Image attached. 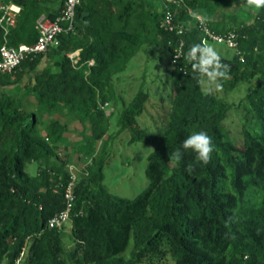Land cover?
<instances>
[{
    "label": "trees",
    "instance_id": "16d2710c",
    "mask_svg": "<svg viewBox=\"0 0 264 264\" xmlns=\"http://www.w3.org/2000/svg\"><path fill=\"white\" fill-rule=\"evenodd\" d=\"M6 1L23 7L7 37L11 46L36 42L37 21L43 15L55 19L59 12L58 0ZM242 1L166 6L157 0H86L58 46L0 75V264L20 259L21 264H264V8L252 23H239ZM167 9L187 31L162 27ZM197 16L206 17L220 35L238 34V51L219 55L231 65L222 89L228 93L246 85L239 104L217 92L205 94L185 58L192 45L204 42ZM4 43L0 28V48ZM182 43V57L175 60ZM158 51L170 55L164 89L170 85L172 99L163 130L153 136L149 186L135 199L113 196L104 184L111 122L116 117L122 131L144 137L138 120L151 104L147 78L155 69L147 63L131 82L123 74L139 56L162 62ZM17 87L50 114L49 122L8 94ZM111 105L118 107L117 116L107 114ZM64 111L91 130L80 146L81 157L90 161L77 172L71 252L63 230L49 228L66 206L70 180L69 152L61 147L68 125L54 118ZM200 130L213 140L207 165L181 148ZM177 149L178 162L170 159ZM33 163L39 166L36 176L27 173ZM189 164L192 172L186 170Z\"/></svg>",
    "mask_w": 264,
    "mask_h": 264
},
{
    "label": "rangeland",
    "instance_id": "374dc122",
    "mask_svg": "<svg viewBox=\"0 0 264 264\" xmlns=\"http://www.w3.org/2000/svg\"><path fill=\"white\" fill-rule=\"evenodd\" d=\"M159 0H157L158 2ZM161 2V1H159ZM158 2V4H159ZM62 4L58 0L55 9L61 8ZM236 18L238 22L252 23L259 9L255 7H249L244 1L240 2ZM219 54L231 57L234 52L227 49L224 45H218L211 43ZM157 58L162 57V62L153 64V59H148L144 56H139L133 59L128 71L123 74L125 79L129 82L135 81L142 75L143 66L149 64V69L154 68L151 71L148 81L151 85V104L147 107V111L142 115L138 122L141 129L145 131L144 137L140 138V134H134L130 131H122L118 125V119L116 117L112 120L108 137L111 140L108 143L109 160L105 169V186L113 196L135 199L149 186V178L147 174L149 158L155 150L153 145L154 135L160 134L163 130L164 118L167 116L172 99V89L170 85L164 89V79L166 73L170 69V55L164 51H158ZM147 60V61H146ZM47 64L45 59L40 65L39 69H43ZM153 70V69H152ZM157 79L156 83H152V78ZM159 82V83H158ZM204 84V83H203ZM137 86H135L136 88ZM206 84L204 88L206 89ZM121 89V87H120ZM136 90V89H135ZM3 90L0 89V96ZM8 94H12L16 97H20L25 102V105L29 111L37 112L44 122H49L52 118L50 114H47L42 108H40L35 99L26 95V91L23 87H17L7 91ZM219 95L223 96L230 103L239 104V102L246 95V85L242 84L233 92L226 93L225 90H214ZM107 114L118 112V107H107ZM60 120L62 123L68 125L67 133L62 141V148L66 147L69 154V165L76 167L77 171L83 170L85 165L90 161V158L81 157L82 148L80 147L86 139L83 134L90 135V128H85L78 122L74 114H70L67 111L54 117ZM102 143H98V151L102 150ZM65 151H62V156L65 158ZM39 171L37 163L30 164L27 168V173L30 176H36ZM76 171V172H77ZM72 224L68 223L62 230L64 232L65 248L67 252L74 250V239L72 236ZM167 264H174L171 260Z\"/></svg>",
    "mask_w": 264,
    "mask_h": 264
},
{
    "label": "built area",
    "instance_id": "2783aa9c",
    "mask_svg": "<svg viewBox=\"0 0 264 264\" xmlns=\"http://www.w3.org/2000/svg\"><path fill=\"white\" fill-rule=\"evenodd\" d=\"M44 1V0H38ZM62 4L60 12L55 19L42 16L37 22V31L39 36L37 41L32 44H21L19 46H11L8 43L7 36L11 30L15 28L19 15L22 12V6L6 0H0V28L5 35V43L0 48V75L14 73L17 68L27 59H31L37 55L46 53L51 47L58 46L59 36L74 29L78 8L86 0H59ZM164 3L176 6H182L184 0H162ZM197 24L205 35L204 42L208 45L211 43L224 45L230 50L238 51V34L236 32H228L220 35L213 31L202 16H197ZM162 27L167 31H178L184 33L188 27L184 24L175 22L174 15L167 10L162 21ZM181 44L174 58L175 60L182 57ZM76 55H72L75 58ZM94 64V62H92ZM70 180L65 188L66 207L57 213L49 222L51 229L62 228L71 219V214L76 201V183L77 169L70 166Z\"/></svg>",
    "mask_w": 264,
    "mask_h": 264
},
{
    "label": "clouds",
    "instance_id": "9594fccd",
    "mask_svg": "<svg viewBox=\"0 0 264 264\" xmlns=\"http://www.w3.org/2000/svg\"><path fill=\"white\" fill-rule=\"evenodd\" d=\"M244 2L249 7H255L256 9L264 8V0H244ZM13 3H15V2H13ZM16 4H18V3H16ZM164 4L166 6L170 5L167 3H164ZM167 10H165V13ZM22 11H23V7H22ZM43 16H45V15H43ZM204 19H207V18L205 17ZM75 55L78 56L79 53H76ZM185 58L191 63L192 70L197 75V78L199 79V81L201 83L206 84L207 87H206L205 94H211L214 90H221L222 89V81L230 78L229 74L231 71V65L228 63H224L222 61L219 53L213 47L208 45L206 42H202L200 44L192 45L190 47L189 51L187 52ZM181 148L184 151L191 150L193 153H195L196 161L201 162L204 165H207L210 163V161L212 159V153L214 151V145H213L212 137L209 136L208 133L203 131V130L196 131V132H193L192 134L188 135L182 141ZM181 157H182V152L180 149H177L172 154V157H170V159L178 162V161H180ZM70 166L71 165H69L68 167H70ZM186 170L189 172H192L193 171V165L189 164ZM77 172H79V171H77ZM69 173H70V171H69ZM77 176H78V173H77ZM70 177H71V174H70ZM77 181H78V178H77ZM75 203H76V201H75ZM231 219L232 218L229 217V220H231ZM68 223H71V219ZM65 226H63L62 228H57V229H63ZM25 257H26V255L23 254V258H25ZM21 263H22V259L18 260L17 264H21Z\"/></svg>",
    "mask_w": 264,
    "mask_h": 264
},
{
    "label": "water",
    "instance_id": "95a60500",
    "mask_svg": "<svg viewBox=\"0 0 264 264\" xmlns=\"http://www.w3.org/2000/svg\"><path fill=\"white\" fill-rule=\"evenodd\" d=\"M88 15H89V13H84V14H83L84 17H85V16H88Z\"/></svg>",
    "mask_w": 264,
    "mask_h": 264
},
{
    "label": "crops",
    "instance_id": "0c3cea01",
    "mask_svg": "<svg viewBox=\"0 0 264 264\" xmlns=\"http://www.w3.org/2000/svg\"><path fill=\"white\" fill-rule=\"evenodd\" d=\"M59 12H60V8H59ZM59 12H58V14H59Z\"/></svg>",
    "mask_w": 264,
    "mask_h": 264
}]
</instances>
